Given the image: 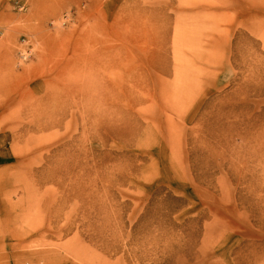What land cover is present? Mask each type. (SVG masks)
<instances>
[{
	"label": "rangeland",
	"instance_id": "374dc122",
	"mask_svg": "<svg viewBox=\"0 0 264 264\" xmlns=\"http://www.w3.org/2000/svg\"><path fill=\"white\" fill-rule=\"evenodd\" d=\"M0 154V264H264V0H0Z\"/></svg>",
	"mask_w": 264,
	"mask_h": 264
},
{
	"label": "crops",
	"instance_id": "0c3cea01",
	"mask_svg": "<svg viewBox=\"0 0 264 264\" xmlns=\"http://www.w3.org/2000/svg\"><path fill=\"white\" fill-rule=\"evenodd\" d=\"M2 155H3V154H2ZM2 155L0 154V164L2 163ZM3 159H4V158H3ZM3 162H4V161H3ZM6 212H7V210H4V211H3V213H6ZM11 216H13V213H12V212H11ZM10 218H11V217H10V214L8 213L7 220L11 221Z\"/></svg>",
	"mask_w": 264,
	"mask_h": 264
}]
</instances>
